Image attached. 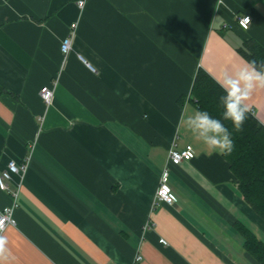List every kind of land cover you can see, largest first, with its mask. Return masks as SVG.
I'll return each instance as SVG.
<instances>
[{
	"label": "crops",
	"instance_id": "obj_1",
	"mask_svg": "<svg viewBox=\"0 0 264 264\" xmlns=\"http://www.w3.org/2000/svg\"><path fill=\"white\" fill-rule=\"evenodd\" d=\"M249 39L264 48V0H0V172L27 164L16 199L0 189L11 264H260L239 228L264 244V220L180 123L197 71L217 81ZM248 103L264 125V90ZM173 145L193 157L156 204Z\"/></svg>",
	"mask_w": 264,
	"mask_h": 264
},
{
	"label": "trees",
	"instance_id": "obj_2",
	"mask_svg": "<svg viewBox=\"0 0 264 264\" xmlns=\"http://www.w3.org/2000/svg\"><path fill=\"white\" fill-rule=\"evenodd\" d=\"M78 1V0H77ZM240 54L247 60L264 61V48L255 40L243 42ZM223 89L206 71L200 68L193 81L189 99L199 110L208 111L215 118L221 117L219 97ZM233 131L230 122H225ZM234 150L224 156L237 179L238 191L246 203L264 220V125L251 111L241 132L233 131ZM248 252L264 264V244L246 228H239Z\"/></svg>",
	"mask_w": 264,
	"mask_h": 264
},
{
	"label": "clouds",
	"instance_id": "obj_3",
	"mask_svg": "<svg viewBox=\"0 0 264 264\" xmlns=\"http://www.w3.org/2000/svg\"><path fill=\"white\" fill-rule=\"evenodd\" d=\"M217 83L224 94L219 97L222 107L221 117L215 118L208 111L195 110L182 113L180 123L191 135L210 152L228 156L234 150L233 131L241 132L251 112L248 103L253 94L264 90V61H247L234 70H224ZM225 122H230V131ZM0 221V225H2ZM12 254L8 248V238L0 227V264H11Z\"/></svg>",
	"mask_w": 264,
	"mask_h": 264
},
{
	"label": "built area",
	"instance_id": "obj_4",
	"mask_svg": "<svg viewBox=\"0 0 264 264\" xmlns=\"http://www.w3.org/2000/svg\"><path fill=\"white\" fill-rule=\"evenodd\" d=\"M88 0H78V7L83 10L86 6ZM251 19L249 16H243L239 18L238 24L245 30L249 28ZM77 29V24L74 23L71 25L70 36L66 37L61 44V51L64 56L68 55L72 51V40L75 36ZM80 60L87 64V61L79 56ZM89 68L94 71V68L89 66ZM40 96L46 105H50L52 103L54 97V89L52 88H44L40 92ZM193 157V148L191 146H186L184 149L178 150L175 145L168 152V164L164 167L160 178H159V186L156 193V204L165 203L167 205H173L175 203L174 198L172 197V189L170 186V169L169 165H179L184 161H189ZM27 170V164L18 165L14 161L8 163L6 169L0 172V189L6 192H11L14 199H16L18 192L11 191L9 187V182L12 180V176L14 174H24ZM14 206H8L3 209H0V221H2V225L0 227L3 228V232L10 225L15 224V220L13 217ZM163 244H166L164 240H161ZM142 256L140 254L136 255L134 264H141Z\"/></svg>",
	"mask_w": 264,
	"mask_h": 264
}]
</instances>
